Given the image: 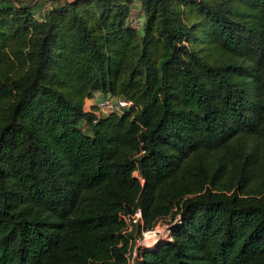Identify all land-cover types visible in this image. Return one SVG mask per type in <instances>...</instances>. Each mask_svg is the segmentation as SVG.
<instances>
[{
	"label": "trees",
	"instance_id": "16d2710c",
	"mask_svg": "<svg viewBox=\"0 0 264 264\" xmlns=\"http://www.w3.org/2000/svg\"><path fill=\"white\" fill-rule=\"evenodd\" d=\"M133 1L0 5V264H264V0Z\"/></svg>",
	"mask_w": 264,
	"mask_h": 264
},
{
	"label": "built area",
	"instance_id": "2783aa9c",
	"mask_svg": "<svg viewBox=\"0 0 264 264\" xmlns=\"http://www.w3.org/2000/svg\"><path fill=\"white\" fill-rule=\"evenodd\" d=\"M93 103V105H95V107L97 108V110L99 112H102V113H110V112H118L120 111L121 109L127 107L129 105V102L127 101H124V100H121V99H118V100H115V99H111V98H108V97H103V96H98L94 99H92L91 101V104ZM140 211L139 209H135L133 211V213L130 215V216H122V219L124 221V223H126V230H130V225L128 224V221L130 219L131 223H136L140 220ZM177 219V217L175 218V220ZM158 225H162L163 226V229H164V232L162 234H160L159 232L160 231H156V227ZM157 232V234H156ZM148 235H150L149 237L152 239V243L153 244H144V243H147L146 241L143 242V239L145 237H148ZM170 238V226L167 225V224H160V222H157L151 229H142L140 228L139 230V236H137L135 239H134V246H133V249H132V254L134 255V252H135V247L136 246H139V243L140 241H142V244L143 246L141 247H145V248H148V247H152L158 240H161V239H169Z\"/></svg>",
	"mask_w": 264,
	"mask_h": 264
},
{
	"label": "rangeland",
	"instance_id": "374dc122",
	"mask_svg": "<svg viewBox=\"0 0 264 264\" xmlns=\"http://www.w3.org/2000/svg\"><path fill=\"white\" fill-rule=\"evenodd\" d=\"M56 1V0H55ZM52 0H32V5H31V10L33 11L34 17L38 18L41 17L42 12L51 4ZM12 5L14 4L13 0H7L6 2H3L0 0V5ZM141 10H140V5L139 2H137L136 0L132 2L131 7H130V19L132 21V25L133 27H135V29L137 30L138 36H140L141 32H140V26H141ZM85 109H88L89 104L88 102L85 103ZM160 224H164L166 223L165 220H161L160 219ZM156 231H160L159 233L162 234L164 232L163 226L162 225H158L156 228ZM156 232V234H157ZM146 241L147 243H144L146 245L148 244H153L152 239L150 237H145L143 239V242ZM139 246H143L142 241H140ZM138 246L135 247V249H137Z\"/></svg>",
	"mask_w": 264,
	"mask_h": 264
},
{
	"label": "crops",
	"instance_id": "0c3cea01",
	"mask_svg": "<svg viewBox=\"0 0 264 264\" xmlns=\"http://www.w3.org/2000/svg\"><path fill=\"white\" fill-rule=\"evenodd\" d=\"M87 102H88V104H91V100H85L84 104Z\"/></svg>",
	"mask_w": 264,
	"mask_h": 264
},
{
	"label": "bare ground",
	"instance_id": "6f19581e",
	"mask_svg": "<svg viewBox=\"0 0 264 264\" xmlns=\"http://www.w3.org/2000/svg\"><path fill=\"white\" fill-rule=\"evenodd\" d=\"M150 235H148V237H149Z\"/></svg>",
	"mask_w": 264,
	"mask_h": 264
}]
</instances>
